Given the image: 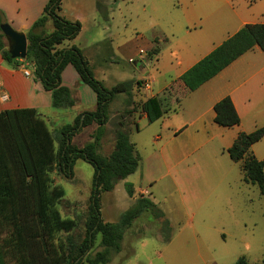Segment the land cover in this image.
Wrapping results in <instances>:
<instances>
[{"label":"rangeland","instance_id":"1","mask_svg":"<svg viewBox=\"0 0 264 264\" xmlns=\"http://www.w3.org/2000/svg\"><path fill=\"white\" fill-rule=\"evenodd\" d=\"M104 1L109 19L94 10L92 0L91 3L86 0L90 15L80 43L86 52L99 53V59L106 60L97 61L95 77L107 89L122 81L147 80L164 68L173 67L177 60L170 55L165 35L173 31L181 34L179 31L188 24L186 18L193 7L202 8L206 40L213 38L222 44L236 33L239 23L225 0ZM234 4L253 13L258 23H264V0H235ZM209 8L216 10L212 13ZM212 33L215 36H211ZM109 37L110 46L108 39L102 45L94 44ZM155 39H158L156 47L159 45L160 53L151 55L148 61L137 59L140 64L135 67L133 60L126 57L127 52L131 49L150 52L156 49L153 48ZM124 43L123 49L120 46ZM248 55L241 57L231 70L235 75L240 73L238 80L234 79L239 87L247 80L241 73L261 69L263 74L255 78L264 80V53L255 50ZM248 86L250 82L241 85L242 89ZM144 91L145 95L151 94ZM258 99L256 107L243 115L240 126L223 128L213 124L216 130L207 129L210 137L201 139L195 136V126L183 132L179 130L180 134L175 136L162 120L149 123L137 119L138 129L133 127L129 135L140 157L139 167L126 179L115 181L113 190L101 191V216L105 222L108 218L110 222H118L135 202L126 188V184L131 183L135 189L148 192L171 230H163L162 219H156L151 212L143 213L125 232L121 248L113 250L110 261L105 264H234L241 257L249 263H260L264 259V195L258 186L244 180L242 162H233L227 152L240 133H250L264 125V97L258 96ZM189 100L183 102L177 116L193 115L194 104ZM57 113V120L52 119L50 123L55 130L60 129L62 121L70 119L68 110L60 109ZM104 133L105 128L102 137ZM87 138L88 133L82 134L74 145L84 147L90 142ZM114 146L106 142L98 152L109 157ZM251 151L263 160L264 138L254 144ZM94 176L95 168L84 160L77 161L72 180L56 173L52 175L55 184L66 191L58 206L61 215L76 222L73 231L61 236L71 237L76 244L86 236ZM103 250L101 235H97L83 264H90L88 259Z\"/></svg>","mask_w":264,"mask_h":264},{"label":"trees","instance_id":"2","mask_svg":"<svg viewBox=\"0 0 264 264\" xmlns=\"http://www.w3.org/2000/svg\"><path fill=\"white\" fill-rule=\"evenodd\" d=\"M63 0H48L42 16L26 34L28 40L25 60L13 59L1 32L7 23L0 11V54L5 62L16 66L27 64L36 80L51 92L54 109H69L75 104L70 89L62 84V73L72 65L82 82L97 97V108L76 118L73 124L51 131L45 119L35 109H14L0 113V264H83L90 253L97 235H101L102 252L88 259L90 264H105L111 252L121 248L125 232L145 212L162 219V229L170 231V223L163 212L148 197H138L118 222H105L101 216L100 193L111 191L115 181L134 174L140 158L127 131L119 129L115 146L109 157L98 150L104 126L109 120V106L119 94L131 96L133 82H121L107 89L98 81L76 47H62L81 31L80 22L64 18L61 12ZM98 11L105 18L108 11L98 1ZM52 21L54 30L48 33L46 25ZM264 53V23L247 24L211 53L188 69L179 79L185 92L197 90L206 82L238 60L254 47ZM141 85V82H139ZM149 123L158 121L164 114L157 97L142 104ZM214 123L223 128L241 124L240 115L230 96L214 106ZM83 117V118H82ZM96 124L92 141L80 148L74 145V136L83 128ZM264 138V125L250 133H240L227 149L233 162H242L244 180L258 186L264 195V159L259 160L251 151L252 146ZM79 160L89 162L95 168L93 193L89 206L86 236L80 244L71 237H62L76 227L71 218H64L59 205L66 196L61 185L55 184L54 173L63 178H74V167ZM130 197L134 195L131 183L126 184ZM170 236H167V241ZM234 264H252L241 257ZM264 264V259L260 263Z\"/></svg>","mask_w":264,"mask_h":264},{"label":"crops","instance_id":"3","mask_svg":"<svg viewBox=\"0 0 264 264\" xmlns=\"http://www.w3.org/2000/svg\"><path fill=\"white\" fill-rule=\"evenodd\" d=\"M98 1L107 5V2L104 0H92L95 11H98ZM225 1L229 2L232 10L231 13L235 16L237 22H239L236 32L247 24L258 23L257 17H255L253 13L238 8L234 4L235 0ZM89 2L91 3V0H89ZM47 3L48 0H0V11L3 12L7 23L10 24L14 30L27 34L33 24L42 16ZM201 9L193 7L188 13L186 18L188 24L180 29L179 33L181 34L173 31L169 32L168 35H165V42L169 44L170 55L177 60L176 64L174 66L172 65L173 67L168 69L164 68L162 72L159 71L156 76L153 75L147 78V80L144 78L142 80L136 79L133 81H122L133 82L131 96L119 94L110 104L109 120L104 127L105 133L101 139L100 149L106 142L113 146L115 145V135L119 129L127 131L128 134L133 127L138 129L137 119L149 122L147 115L142 110V104L152 97H157L162 103L164 114L159 120H162L163 125L168 131L173 132L176 136L180 134L179 130L183 132L189 127L195 126V136H200V139L202 136L210 137L208 131H206L207 129L211 128L214 130L216 128L213 126V124H215L214 106L224 97L230 96L232 98L240 115L241 124L243 121V115L247 114V111L250 113L251 110L256 107L258 103L257 100H260L258 99V96L264 97V95H260L264 94V80L255 78V76L263 74L261 69H257L251 73H241V75L247 77V80L241 83L240 87L239 84H237L236 81L238 80V74L240 75V73L235 75V72H232L231 70H233V65L241 60V57L197 90L185 92L184 85L179 81L180 77L220 45V42L217 40L215 41L213 38L209 40L205 39V28L203 27L205 21H203L202 17L204 14ZM208 10H210L209 12L214 13L216 8H209ZM60 14L67 20L72 22L78 21L82 25L80 33L74 39L66 41L62 47H78L88 61L95 77L97 61L106 62V60H100L99 53L91 54L86 52L85 49L82 48L83 45L80 43L81 35L86 29V22H88L90 15L86 9V0H63ZM109 16L107 17L108 19ZM46 30L48 33H51L54 30L52 21L47 23ZM211 36H215V33H212ZM140 38L141 37H139V39ZM106 39H108L107 45L110 46L109 41L112 42L110 37L104 38L94 44L102 45ZM155 42V44L153 43V48L156 47L158 39H155ZM122 46L124 49L126 44L124 43L120 47ZM158 47H156V49L151 48V50H153L150 52H147L144 49H140L139 51H133L131 49L127 52L126 57L130 61L133 60L134 66L138 68L140 63L137 59L148 61V58H150L151 55L160 53L161 49ZM142 50L145 52L144 55L140 54V51ZM255 50L261 52V49L256 46L243 56L247 57L249 56L248 54H251V52ZM243 56L242 58H245ZM25 70L30 71V76L25 75ZM142 70H145L144 67H142ZM162 79H164V81H161ZM139 82H141V85H139ZM146 82L149 83L150 89L145 88L144 83ZM249 82L251 86L242 89L241 85L245 86L249 84ZM0 83L3 87V92L0 93V113L14 109H35L45 119L50 130H55L50 127V123L52 119L57 120L55 117L58 118L59 114L57 113L58 110L54 109L52 106L51 92L47 91L43 84L34 78L32 70L27 64L22 63L16 66L10 65L4 61L0 54ZM62 84L70 89L75 104L72 108L65 109L70 113V119L69 122L62 121L59 126L60 128L67 124H73L77 117L86 112H93L97 108L96 94L89 86L82 82L79 74L72 65H68L64 69L62 73ZM143 90H145L144 92H150L151 94L145 95ZM186 99L193 101L195 110L193 115L188 118L177 116L181 113L183 102ZM115 103L117 104L116 107H112ZM260 107L262 108L263 105ZM97 128L98 126L96 124L83 128L74 136L73 143L82 134L87 133V139L91 142L92 136L90 137L89 135H93ZM158 138L160 137L158 136L157 139ZM140 196L150 198L147 191H139L135 188L134 195L130 198L135 201ZM109 219L110 218H108L106 222L116 223L110 222Z\"/></svg>","mask_w":264,"mask_h":264},{"label":"water","instance_id":"4","mask_svg":"<svg viewBox=\"0 0 264 264\" xmlns=\"http://www.w3.org/2000/svg\"><path fill=\"white\" fill-rule=\"evenodd\" d=\"M1 32L5 37L11 57L13 59L25 60L28 49V40L26 34L14 30L8 23L1 25Z\"/></svg>","mask_w":264,"mask_h":264},{"label":"built area","instance_id":"5","mask_svg":"<svg viewBox=\"0 0 264 264\" xmlns=\"http://www.w3.org/2000/svg\"><path fill=\"white\" fill-rule=\"evenodd\" d=\"M140 54L141 55H144L145 54V52L142 50V51H140ZM25 75L26 76H30V71L29 70H25ZM144 86H145V88L146 89H150V85H149V83H144ZM3 92V87H2V85H1V83H0V93H2ZM5 97V96H4Z\"/></svg>","mask_w":264,"mask_h":264}]
</instances>
